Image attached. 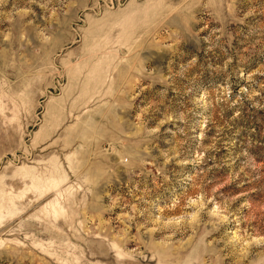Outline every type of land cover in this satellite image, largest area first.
Instances as JSON below:
<instances>
[{"label": "rangeland", "instance_id": "1", "mask_svg": "<svg viewBox=\"0 0 264 264\" xmlns=\"http://www.w3.org/2000/svg\"><path fill=\"white\" fill-rule=\"evenodd\" d=\"M0 264H264V0H0Z\"/></svg>", "mask_w": 264, "mask_h": 264}]
</instances>
